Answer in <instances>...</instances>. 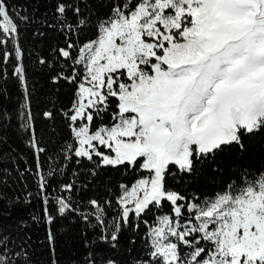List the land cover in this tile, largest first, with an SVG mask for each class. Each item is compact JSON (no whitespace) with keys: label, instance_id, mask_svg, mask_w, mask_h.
<instances>
[{"label":"snow or ice","instance_id":"1","mask_svg":"<svg viewBox=\"0 0 264 264\" xmlns=\"http://www.w3.org/2000/svg\"><path fill=\"white\" fill-rule=\"evenodd\" d=\"M0 264H264V0H0Z\"/></svg>","mask_w":264,"mask_h":264}]
</instances>
